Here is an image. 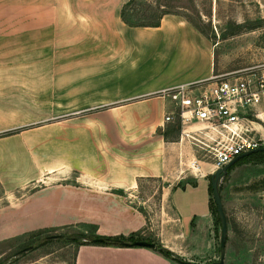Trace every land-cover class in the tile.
<instances>
[{"label": "crops", "instance_id": "0c3cea01", "mask_svg": "<svg viewBox=\"0 0 264 264\" xmlns=\"http://www.w3.org/2000/svg\"><path fill=\"white\" fill-rule=\"evenodd\" d=\"M123 5L122 0H0V16L12 10L16 31L39 32L48 24L58 45L71 49L64 70L44 74L71 118L37 126L40 120L21 124L15 115L10 120L0 114V134L19 129L0 137V243L72 225L95 227L102 237L146 231V219L131 199L138 179L172 170L163 161L166 143L158 134L170 104L163 94L208 82L214 57L208 38L186 19L165 16L159 27L131 28L121 20ZM138 129L144 134L130 137ZM139 143L157 155L142 158L137 168ZM131 158L132 168L121 169L119 160ZM202 165L209 172L211 166ZM182 180L184 186L165 196L182 225L181 238H194L214 224L210 182L207 176ZM75 264L174 263L146 248L81 246Z\"/></svg>", "mask_w": 264, "mask_h": 264}, {"label": "rangeland", "instance_id": "374dc122", "mask_svg": "<svg viewBox=\"0 0 264 264\" xmlns=\"http://www.w3.org/2000/svg\"><path fill=\"white\" fill-rule=\"evenodd\" d=\"M146 1L156 3V0ZM126 2L122 0V3ZM160 3L166 6V12L171 13L167 16L186 19L208 38L214 57V76H236L264 67V0H161ZM28 8L31 14L33 7ZM10 12L12 10L7 9L8 16L5 13L0 16L2 118L13 120L16 116L21 124L40 120L37 126L71 118L64 112L61 98L48 89L49 80L44 75L64 70V57L71 49L58 45L59 41L54 38V31L48 30V24L39 32L16 31V16H11ZM44 12L48 13V10ZM27 26L32 27L31 24L24 27ZM172 110L173 103L170 102L164 117ZM178 130L175 121L174 124H164L158 131L166 137V152L162 151V157L166 165L167 161L170 163L172 170L164 177L138 179V190L131 201L147 222L146 231L143 235L139 233L148 242L169 247L168 250L184 262L214 264L220 257V227L213 224L214 229L213 225L207 227L205 231L193 234L194 238H181L182 225L175 216L169 196H165L171 189L184 186L187 180L182 179L186 176L192 179L207 176L210 182L211 175L215 173L212 167H209V172L204 170L200 174L189 170L194 151L190 145L180 144ZM15 132L19 129L1 133L0 137ZM143 134L144 129H138L130 137ZM140 146L139 143L134 153L135 158L139 157L137 168L142 165V158L157 155H154V149L141 150ZM125 154L122 151L121 155ZM198 156L205 161L201 155ZM119 162L121 169H129L135 160L121 159ZM40 186L43 185L20 190L18 196H27ZM219 187L228 221L224 264H264V159L260 163L249 161L236 166L220 181ZM2 196L0 186V199ZM89 231L90 226L72 225L49 230L42 235L31 233L3 241L0 243V264H75L77 250L81 246L72 243L67 236ZM52 236H64L65 239L46 240ZM27 248L30 249L28 252L19 254Z\"/></svg>", "mask_w": 264, "mask_h": 264}, {"label": "built area", "instance_id": "2783aa9c", "mask_svg": "<svg viewBox=\"0 0 264 264\" xmlns=\"http://www.w3.org/2000/svg\"><path fill=\"white\" fill-rule=\"evenodd\" d=\"M163 95L173 103L164 124L176 121L180 144L194 151L191 172L200 174L202 164L215 172L264 148V67L236 76H214Z\"/></svg>", "mask_w": 264, "mask_h": 264}, {"label": "trees", "instance_id": "16d2710c", "mask_svg": "<svg viewBox=\"0 0 264 264\" xmlns=\"http://www.w3.org/2000/svg\"><path fill=\"white\" fill-rule=\"evenodd\" d=\"M161 0H156V3L148 2L146 0H127V2L123 5L121 9V20L122 22L131 28H139V27H159L161 20L167 16L171 15V13L166 12V6L161 5ZM139 8V9H137ZM177 128L178 125L176 124ZM179 129V128H178ZM179 133V130H178ZM165 139V135L163 136ZM264 159V153H254L251 154L248 157L240 159L238 162H236L235 165L231 166L227 174L228 175L233 168L236 166L243 164L245 162H255L260 163ZM139 183V180H138ZM209 193L212 197V189L211 184L209 186ZM219 193L221 195V187H219ZM211 209L212 214L215 219L214 225L220 227V220L217 215L216 206L213 202V199L211 200ZM225 213V210H224ZM226 215V214H225ZM227 219V218H226ZM228 222V221H227ZM49 230L45 231H38L36 235H42L44 232H48ZM50 231H55V229H52ZM72 243H75L79 246H100V247H119V248H126L121 245H116L113 243L114 240L117 241H124V242H141L145 241L148 242V240L142 238L140 236V233H135L131 235L128 238L125 237H101L96 234L95 227H90V231L87 233H77L73 235L67 236ZM44 243H46V240H43ZM151 243V242H149ZM160 255H162L164 258L168 260H172L177 264H189L188 262H184L180 259H178L174 254H172L168 249L157 245V249L155 250Z\"/></svg>", "mask_w": 264, "mask_h": 264}, {"label": "water", "instance_id": "95a60500", "mask_svg": "<svg viewBox=\"0 0 264 264\" xmlns=\"http://www.w3.org/2000/svg\"><path fill=\"white\" fill-rule=\"evenodd\" d=\"M259 152L264 153V148L251 151V152L241 155L240 157H237L228 165L215 171V173L212 174L210 177V184H211V189H212V199L216 206L217 215L220 220V249H219L220 257H219V261L214 264H224L225 255H226V244H227V238H228V225H227L226 215L224 213V207L222 204L221 195L219 193V183L226 176L228 169L231 166L235 165L236 162H238L242 158L250 156L251 154L259 153ZM63 239H65L64 236H52V237H48L46 240L48 241V240H63ZM113 243L116 245L124 246L126 248H146V249H151V250L157 249V245L155 243H149L145 241L124 242V241L114 240ZM29 250L30 249L27 248L21 251L19 254L28 252ZM189 264H194V263H189Z\"/></svg>", "mask_w": 264, "mask_h": 264}]
</instances>
